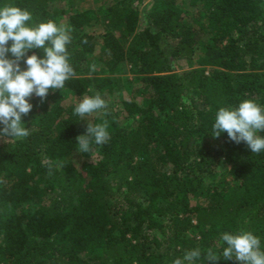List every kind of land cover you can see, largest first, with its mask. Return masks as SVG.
Wrapping results in <instances>:
<instances>
[{
  "label": "trees",
  "instance_id": "trees-1",
  "mask_svg": "<svg viewBox=\"0 0 264 264\" xmlns=\"http://www.w3.org/2000/svg\"><path fill=\"white\" fill-rule=\"evenodd\" d=\"M144 1L0 0L30 12L31 26L69 30L75 72L45 102L30 98L28 137L0 140V264H172L195 248L211 264L208 249L241 231L264 250V151L211 134L221 107L264 109V0H153L143 15ZM122 63L138 86L110 74ZM121 86L133 87L113 112L106 99ZM97 94L108 114L86 119L107 120L110 140L78 168L87 121L74 109Z\"/></svg>",
  "mask_w": 264,
  "mask_h": 264
},
{
  "label": "clouds",
  "instance_id": "clouds-1",
  "mask_svg": "<svg viewBox=\"0 0 264 264\" xmlns=\"http://www.w3.org/2000/svg\"><path fill=\"white\" fill-rule=\"evenodd\" d=\"M31 19L30 12L18 6L0 8V140L28 137L30 133L23 126L22 117L33 108L30 98L34 95L40 103L45 102L50 89H62L65 81L75 75L66 47L71 43L69 30L52 21L31 26L26 23ZM31 49H41L44 55L35 52L28 55ZM100 110L108 114L107 103L99 94L85 96L74 109L79 120L87 121L84 134L76 137L80 153H90L93 144L103 145L110 140L107 120L93 124L86 119ZM224 132L230 141L245 143L251 153L264 151V136L258 135L264 132V109L250 99L243 100L236 108L221 107L216 113L211 134L219 137ZM51 170L49 164V174ZM221 239L226 246L219 254L208 249L204 255L206 262L216 264L223 258L235 259L240 264H264L261 241L252 232H225ZM201 255V250L195 248L185 252L182 258L174 259L172 264H197Z\"/></svg>",
  "mask_w": 264,
  "mask_h": 264
},
{
  "label": "rangeland",
  "instance_id": "rangeland-1",
  "mask_svg": "<svg viewBox=\"0 0 264 264\" xmlns=\"http://www.w3.org/2000/svg\"><path fill=\"white\" fill-rule=\"evenodd\" d=\"M152 1L153 0H145L144 3L142 5H140V10L141 13L143 14L145 11H148L149 9H151L152 7ZM111 0H74V3L81 9H85V8H93V9H97L98 7L110 3ZM144 15V14H143ZM99 26V25H98ZM99 30L101 29L100 26L98 27ZM208 35H206L204 37V40L207 38ZM98 51H100V45H98L96 47L95 53H98ZM177 64V69L178 71L181 70H187L191 67H195L196 66V58H191L189 60L186 59H178L176 61ZM114 78H119L123 81H125V79H128L131 83L133 82V86H138L139 83L138 81H134V77L133 74H131L129 72V67L126 63H122L120 64L114 71H112L110 73ZM131 86V88L133 87ZM130 87H122L119 90H115L113 94L110 95V97H107L106 101H108L112 106H113V112L119 111L121 110L120 105L116 106V103L118 105V101L119 99L123 96H128L129 92L131 90ZM73 102L75 103V100L72 99H67L66 103H70ZM96 116V113H92L91 115L87 116L90 120H92L94 117ZM120 120V118H119ZM90 159V157L86 156L85 153H80L77 150L74 151V153L71 156V161L72 163L77 166L78 168L82 167L83 163L85 161H88Z\"/></svg>",
  "mask_w": 264,
  "mask_h": 264
}]
</instances>
